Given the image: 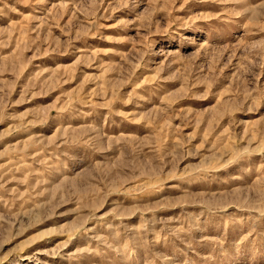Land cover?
<instances>
[{
    "label": "rangeland",
    "instance_id": "rangeland-1",
    "mask_svg": "<svg viewBox=\"0 0 264 264\" xmlns=\"http://www.w3.org/2000/svg\"><path fill=\"white\" fill-rule=\"evenodd\" d=\"M0 264H264V0H0Z\"/></svg>",
    "mask_w": 264,
    "mask_h": 264
}]
</instances>
